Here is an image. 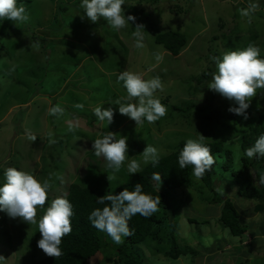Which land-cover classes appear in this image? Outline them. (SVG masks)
Wrapping results in <instances>:
<instances>
[{
	"label": "rangeland",
	"instance_id": "374dc122",
	"mask_svg": "<svg viewBox=\"0 0 264 264\" xmlns=\"http://www.w3.org/2000/svg\"><path fill=\"white\" fill-rule=\"evenodd\" d=\"M17 9L0 17V264L43 257L72 182L102 198L181 143L214 139L226 140L232 169L242 166L232 120L202 117L229 109L239 128L264 125V0H33ZM149 25L180 30L188 42L175 56ZM233 31L236 48L221 37ZM256 34L254 46L240 45ZM242 88L244 102L235 98ZM230 180L231 172L218 186L250 226L242 238L219 221L222 205L198 179L160 183L178 244L197 253L165 256V219L161 241L138 245L145 263L264 264V208ZM119 226L107 230L113 244ZM108 250L90 264H113Z\"/></svg>",
	"mask_w": 264,
	"mask_h": 264
},
{
	"label": "trees",
	"instance_id": "16d2710c",
	"mask_svg": "<svg viewBox=\"0 0 264 264\" xmlns=\"http://www.w3.org/2000/svg\"><path fill=\"white\" fill-rule=\"evenodd\" d=\"M32 1L0 0V17L10 14L9 18H11L20 4L28 5ZM147 30L153 34L157 44L162 45L165 50L175 56L188 42V37L177 29L159 32L154 25H149ZM221 37L225 42L227 41L228 47L236 48L232 41L240 36L233 31ZM218 38V36L214 37V39ZM256 38L257 34L252 35L246 45L245 43L240 45L254 46ZM0 49H6V47L1 44ZM216 56L218 59V55ZM213 71L211 66L199 83L209 79ZM246 92L247 88H242L235 98L244 102L242 96ZM186 107L197 106L191 104ZM173 108L179 112H185L183 108L174 105ZM198 110L203 111L202 108ZM230 112L231 110L224 109L215 112L216 114H204L202 118L217 125L224 120H232V127L238 133L236 137L241 141L242 166L239 169H232L230 165L232 151L226 146V140L214 139L192 144L181 143L176 150L153 160L131 176L128 181L102 198L96 195L93 188L72 182L54 220L47 250L43 257L33 264H90V258L105 248L109 249L112 255H116L113 264H146L145 256L138 245L161 241L160 234L162 230L167 229L165 219L169 220L171 228L167 239L169 248L164 252L165 256L173 259L188 254L196 256L197 252L191 246H181L177 242L176 215L169 206L167 195L159 189L160 183L167 188H179L186 184L191 187L192 183L198 179L202 187L206 186L214 193L210 202L222 205L219 221L229 228L232 235L242 238L250 226L243 221L241 212L233 199L225 190L219 189L218 180H227V174L231 172L229 182L238 185L237 194L243 199L257 202L255 210L263 211L264 125L258 123L245 127L246 129L239 128L237 119ZM250 170L255 171L259 188L253 185ZM188 219L191 222H198L192 218ZM207 222L205 220L203 223ZM116 225H120L121 228L119 226L115 229L114 235L122 237L118 243L113 244L111 240L114 236L109 235L107 230Z\"/></svg>",
	"mask_w": 264,
	"mask_h": 264
},
{
	"label": "crops",
	"instance_id": "0c3cea01",
	"mask_svg": "<svg viewBox=\"0 0 264 264\" xmlns=\"http://www.w3.org/2000/svg\"><path fill=\"white\" fill-rule=\"evenodd\" d=\"M255 202V201H254ZM253 203V202H252Z\"/></svg>",
	"mask_w": 264,
	"mask_h": 264
}]
</instances>
